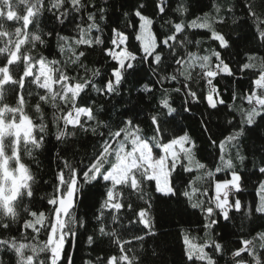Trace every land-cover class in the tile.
I'll use <instances>...</instances> for the list:
<instances>
[{"label": "snow or ice", "instance_id": "6c2138e0", "mask_svg": "<svg viewBox=\"0 0 264 264\" xmlns=\"http://www.w3.org/2000/svg\"><path fill=\"white\" fill-rule=\"evenodd\" d=\"M196 3L0 0V264H264V0Z\"/></svg>", "mask_w": 264, "mask_h": 264}, {"label": "trees", "instance_id": "16d2710c", "mask_svg": "<svg viewBox=\"0 0 264 264\" xmlns=\"http://www.w3.org/2000/svg\"><path fill=\"white\" fill-rule=\"evenodd\" d=\"M192 8L194 10L198 8V4L196 3V0H192ZM49 26H50V22H49ZM121 27H123V24L121 25ZM245 31L247 32L248 30L245 29ZM242 50H246V49H242ZM49 51L50 50L48 49L44 50L46 55L49 54ZM51 51H54V48ZM92 59H95V57H93ZM134 87L135 85L132 83H129L126 86V88H134ZM220 87L224 91V99L228 100L231 93L228 91L227 88H225L224 80L220 81ZM232 87L238 88V90H241V91L247 90L248 88L247 78L240 80L238 84H233ZM125 95H127V92L125 93ZM131 95L134 98L137 95V93L133 91ZM176 107L178 109L181 107L180 99L176 100ZM29 110L31 111V109ZM185 116H188V114L184 113L182 116H178L177 120L182 124V126L185 127L186 130H189L195 137H197L200 140L202 145L206 146L207 145V134L202 132L201 125L199 123V120H200L199 113L194 112L193 115L187 119H184ZM33 117L35 118L34 113H33ZM218 123H219L218 120L213 119L212 121L213 127L211 129L213 133H217V134L219 133L220 130L217 127H215V125H217ZM49 140H51V143L47 144V148L49 149V152L39 157L41 161V169L39 171H40V174L44 177V179L52 180L54 176V172L56 170V162L53 158V154L56 151V142L52 138L51 135L49 136ZM85 150L90 151L91 145L90 144L85 145ZM209 151H211V149H209ZM24 159L26 163L30 164V166L33 168L34 171L37 170L36 165L32 163L29 157L25 156ZM81 195L82 197L86 198L85 200L86 203H91L96 198L95 190L89 191L87 188H85L84 192ZM245 196L248 199L251 198L248 195V193H245ZM161 223L164 225L163 231L170 233L169 235L161 238L162 240H165L167 242L166 246L171 249V251L167 255L170 260L175 259L178 261L179 253H180V246L177 243L176 238H175V233L177 230L173 226L174 221H172L170 218H167L165 216V218L161 220ZM226 223L227 222L223 220L220 221L221 225L226 224ZM228 227L230 228L231 226L229 225ZM226 231L227 229L222 228L220 229V234H224ZM232 239H233L232 237H229L228 239L225 240V243L227 246L231 247L230 241ZM67 250L73 256L74 264H82V258L84 259L87 258L88 249L86 245L82 242V240L78 241L75 247H68Z\"/></svg>", "mask_w": 264, "mask_h": 264}, {"label": "rangeland", "instance_id": "374dc122", "mask_svg": "<svg viewBox=\"0 0 264 264\" xmlns=\"http://www.w3.org/2000/svg\"><path fill=\"white\" fill-rule=\"evenodd\" d=\"M6 131H7L6 126L0 123V136L6 134Z\"/></svg>", "mask_w": 264, "mask_h": 264}]
</instances>
